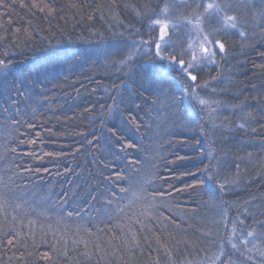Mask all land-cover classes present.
Returning <instances> with one entry per match:
<instances>
[{
	"label": "trees",
	"instance_id": "16d2710c",
	"mask_svg": "<svg viewBox=\"0 0 264 264\" xmlns=\"http://www.w3.org/2000/svg\"><path fill=\"white\" fill-rule=\"evenodd\" d=\"M169 1L0 0V264H264V0ZM167 7L224 51L158 87Z\"/></svg>",
	"mask_w": 264,
	"mask_h": 264
},
{
	"label": "snow or ice",
	"instance_id": "6c2138e0",
	"mask_svg": "<svg viewBox=\"0 0 264 264\" xmlns=\"http://www.w3.org/2000/svg\"><path fill=\"white\" fill-rule=\"evenodd\" d=\"M35 6V5H34ZM208 9H215L216 11L221 10V6L219 4H208L206 6L205 11ZM167 12V8L163 10V13ZM162 13V14H163ZM152 26H158L159 27V36L154 40L155 45V58L150 63H143L138 64L136 62V58L139 55V52L136 49H129L127 54L124 56L122 60L119 61V63L123 66H125L128 69V74L130 76H138L141 80L147 81L149 84L156 85L158 87H163L165 84L171 85L173 83L172 80H169V76L173 70L179 72L181 76H183L186 80L190 81H196L197 76L193 74V70H195L203 61L209 60L211 57L215 56V52L212 50L213 46L218 47V49L223 52L224 51V44L219 41H213L210 38V35H203L202 42L200 44L199 48V54H194L192 56L191 61H185L183 58H178L177 55L168 53L167 52V45L168 40L166 37L168 36V29L175 28L176 24H173L169 21L163 20V19H154L152 20ZM188 23H192V21H188ZM200 25V17H197V27ZM224 25L226 27L235 28L237 27L235 23V17L233 16H226L224 19ZM202 32L203 29H200ZM241 36L244 35L243 32L240 33ZM147 44L148 42H142ZM192 45L189 44V50H191ZM7 65L4 60H0V72H4L7 69ZM56 69L53 68V72ZM184 94L187 96L189 95V89L186 87L183 89ZM195 88L191 89V96L193 99H197L195 95ZM200 104H205L206 101L199 100ZM209 180H212L213 177L209 171ZM203 183V182H201ZM209 191H214L211 186H209ZM108 205L112 203L111 199L108 200ZM113 217L111 215H108V220H112ZM223 219L225 221V228L227 227V213L225 212L223 215ZM30 223H34V221H30ZM241 224H243V221H240ZM233 233H235L236 229L233 227L232 229ZM248 237H254L253 232L247 233ZM231 244V247L233 249H237L238 246L235 243H231V238L227 241ZM247 238H245L244 241H241V243H247ZM11 243V241H9ZM221 259L219 256L217 257V260Z\"/></svg>",
	"mask_w": 264,
	"mask_h": 264
},
{
	"label": "rangeland",
	"instance_id": "374dc122",
	"mask_svg": "<svg viewBox=\"0 0 264 264\" xmlns=\"http://www.w3.org/2000/svg\"><path fill=\"white\" fill-rule=\"evenodd\" d=\"M179 1L180 0H170L169 1L170 6L173 8L175 6L174 3L175 2L178 3ZM227 7L228 6H226V8L223 9V12L224 13L227 12ZM172 8L167 7V12L166 13H163V10L165 9V8H163V10L161 12V16H162V19L163 20H166V21H169V22L172 21V20H169L171 18L168 17L173 12L171 10ZM210 10L211 9H208L207 11H210ZM197 17H200V25H199V27H197ZM189 20L192 21V23H188ZM171 23L176 24V22H174V21L171 22ZM178 24H179V26L176 24L177 26L175 27V30H174L175 33L176 32H180V31H183V32L186 31L185 35H188L187 36V39H186V43L183 46V50L185 49L186 52H184L181 49H176V50L172 49V45H174L173 43L175 42L173 40V38H176V36L173 35L172 33H170V30L169 29H168V36L166 37V39L168 40V45L166 46L167 47V52L170 53V49H171V51L173 50V52L175 51L174 53H176V54L177 53L182 54V52H183L184 54L187 55V57L186 56H183L185 58L184 60L185 61H191L192 60V56L194 54H199V48H200V44L202 42L203 35H205V34L210 35V34L206 32V28L204 27L205 24H203V19H201L200 14L194 15L191 18H184L183 20H179ZM170 29H171V27H170ZM200 29H203V31L201 32ZM210 38L213 40V38L211 37V35H210ZM213 41H216V40H213ZM189 44L192 45L191 50H189ZM217 48L218 47L213 46L212 50L215 52V50ZM212 59H213V57H211L209 60H206V61L201 62L200 64H198L197 67H200L202 64H206V63L212 62ZM191 82L193 83V81H191Z\"/></svg>",
	"mask_w": 264,
	"mask_h": 264
}]
</instances>
